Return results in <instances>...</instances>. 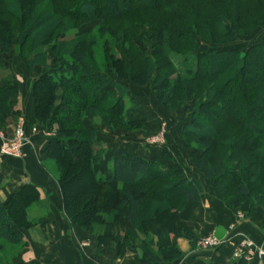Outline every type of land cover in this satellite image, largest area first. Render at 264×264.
<instances>
[{
  "label": "trees",
  "instance_id": "16d2710c",
  "mask_svg": "<svg viewBox=\"0 0 264 264\" xmlns=\"http://www.w3.org/2000/svg\"><path fill=\"white\" fill-rule=\"evenodd\" d=\"M42 1H49L46 11L32 17L34 7ZM52 20L57 29L52 26L35 35L40 46L59 39L70 25L93 20L102 23L97 34L72 41L58 68L32 82V122L46 130L57 125L45 159L65 169L57 183L71 227L89 230L103 223L105 215L112 221L122 217L132 230L121 241L113 239L121 246L130 244L136 233H146L145 220L153 218L159 254L165 260H175L181 254L165 239L177 230L165 227V223L188 203L200 202L204 193L201 183L186 176L173 159L169 169L124 153L111 159L107 177L95 173L94 167L106 151L98 147L95 128L82 126L83 119H98L112 136L120 120L125 124L121 128L142 129L133 120L134 99L101 74L103 69L142 85L151 74L150 87L157 98L163 101L170 96L178 104L176 109L194 98L189 123L182 132L193 137L200 149L194 161L196 171L213 181L228 209H238L247 200L249 215L257 208L264 209V39L243 51H201L199 45V40H204L224 46L264 26V0H34L23 12L18 46H26L33 33ZM61 23L66 26L62 28ZM147 23L153 37L146 29L141 31ZM154 37L159 42L147 49L144 41ZM191 59L192 66L181 73L180 63ZM16 95V86H0V127ZM164 156L171 160L168 154ZM74 170L81 174L75 179L83 177L81 187L69 177ZM37 200V190L30 184L5 203L0 200L1 242L25 245L21 232L12 228L35 225L27 219V211ZM184 234L194 246L197 237L187 231ZM154 255L148 250L143 263L160 264ZM6 261L0 252V264Z\"/></svg>",
  "mask_w": 264,
  "mask_h": 264
},
{
  "label": "crops",
  "instance_id": "0c3cea01",
  "mask_svg": "<svg viewBox=\"0 0 264 264\" xmlns=\"http://www.w3.org/2000/svg\"><path fill=\"white\" fill-rule=\"evenodd\" d=\"M18 105L12 111L24 113L31 122L34 117V102L29 98L24 106L22 98ZM45 132L46 134L34 136L33 148L27 151L22 160L0 156V200L3 203L27 184L35 186L38 193L37 202L27 211V219L35 222V225L29 229L13 227V231L21 232L25 244L24 251L13 264H144L143 259L148 257V250L155 254L154 259L160 264H256L255 259L250 262L234 261L232 254L244 237L250 238L257 249L264 250V209L257 208L249 215L250 202L247 200L240 208L231 210L218 197L206 194L205 190L200 202L188 203L180 212L172 213L165 223V227L177 230L171 231L165 239L181 254L175 260H165L159 254L155 239L157 224L153 218L145 220L146 233H136L130 244L121 246L110 238H114L117 233L124 235L131 232L132 226L125 219L107 223L99 234L71 227L63 214L58 186L40 164V161H46L45 149L53 137V132ZM124 140L104 135L101 131L96 136L98 147L106 151L104 159L94 167L97 175L107 177L111 159L124 153L136 154L169 169L173 163L165 158V153L182 163L164 147L150 148L143 141L128 143ZM194 172L189 176L198 180L199 173L196 170ZM237 215L243 218L238 220ZM232 224L236 227L230 233ZM184 231L196 237L212 233L219 240L228 239L214 252L199 251L191 244ZM98 236L105 237L107 243L101 244L100 239L97 241ZM145 237L149 242L152 241L151 247ZM81 243L86 245L81 248Z\"/></svg>",
  "mask_w": 264,
  "mask_h": 264
},
{
  "label": "rangeland",
  "instance_id": "374dc122",
  "mask_svg": "<svg viewBox=\"0 0 264 264\" xmlns=\"http://www.w3.org/2000/svg\"><path fill=\"white\" fill-rule=\"evenodd\" d=\"M30 1L33 2L34 0H4L0 2V43L3 50V52L0 54V86L12 84L17 87L16 98L10 100L9 108L7 110L8 116L4 117L5 123L2 127H0V136H2L1 138L5 139L9 144H12L15 138L16 130L21 125L30 142L24 148L23 152L25 156L27 155V151L33 148L34 136L46 134V128L35 126V123H33L32 121L30 122L24 113L15 112L16 115H13L10 113V111H12L13 108L19 106L18 104H20L22 98L24 101V106H26L29 102V98L31 102H34L32 94L33 80L39 75L49 73L58 68L62 63L63 58L69 51V47L73 43L72 41L84 36H91V34H97L102 25V23H100L98 20L88 21L78 25H74L73 23L69 22L73 25H70V28L65 29V31L60 34L59 39H54L49 44H43L42 46H40L35 35H37V32L44 31L46 28L49 29L52 26L53 30L57 29L58 24L55 22V20H52L48 24H45L41 28H39V30H37L35 33H33V36L28 39L26 46L20 47L17 44L18 34L22 28L21 25L23 24V12L27 5H29ZM47 5H49V1H42V3L37 4L33 9L32 17L40 16L39 14H43L47 9ZM120 8L121 7L118 6V9ZM9 10H12V14L9 12ZM3 23H6L8 25H5ZM60 25H62V28L64 27V25L66 26L65 23H61ZM145 29L148 32L146 33L152 36V27L148 23L141 27V31ZM9 34H11V36ZM262 39H264V26L253 30L249 35L239 37L235 42L229 43L224 46L212 44L204 40H199V45L201 51H208L209 48L218 50L238 49L243 51L250 45L255 44ZM156 42H159V39L157 37H154L153 41H144V43L147 45V49L152 48ZM116 55L119 57L118 54ZM180 64L181 65L179 66V71L183 73L184 69L192 66V59L189 62ZM100 72H102L101 74L108 76L115 82L116 85L120 86L123 90H126L129 97H132L134 99L136 115L133 117V120H135L136 123L142 125V128L144 127L148 129L127 130L124 129L125 127H120L125 126V124L122 123L123 121L120 120V122L118 121L119 123L117 124L118 129H116V131L113 133V137L123 138L125 139L124 141L128 143L143 141L150 148L164 147V149L169 150V154H173V156H175L177 160L182 162L178 163L175 160L183 168L184 174L186 176H189V174H194V170H196L194 161L200 156L201 152L198 146L195 144L194 138L190 135H187V133H184V131L182 132V127L189 123L188 111L193 108L196 100L194 98H191L185 103L184 106L176 109V106H178V104L175 100L171 99L170 96H167L163 101L157 98L154 91L150 87L151 74L148 75L149 81H147L146 84L142 85L133 83L129 79V77L120 78L115 72L110 74L106 69H103ZM115 119L119 118L115 117L114 120ZM82 126L84 128L94 127L96 130V136L100 133V131L104 135L112 136L110 135L112 133L109 131L108 127L100 123L98 119H95L94 121L83 119ZM33 129H36L35 134L31 133ZM47 131L53 133L57 132V125L53 124L52 126H49V128L47 127ZM151 142L155 143L149 144ZM169 156L171 160L174 159L172 155ZM40 162L41 166L50 174V176L55 180L58 186L57 180L61 179L62 173L65 169H59L53 164V162L49 160ZM66 166L68 165L66 164ZM80 175L76 174L74 170L70 172L69 177H71V179L73 178V182L74 184H76V186H78L79 184V186L81 187L83 186V177L75 179V177ZM197 178L198 181L201 182L204 190L206 191V194L212 195L214 197L216 196L220 200V196L217 193L214 183L211 179L203 177L200 173ZM223 193L224 195L228 194L229 196H231L232 194L229 191ZM105 217L106 219L103 218V223L97 224L91 227L89 230H83L79 227L78 228L83 231H92L96 234H99L102 232L103 227L107 223H117L123 219L122 217H120L117 218V220L112 221L109 220V217L107 215H105ZM67 222L69 223L68 220ZM122 236L123 235L117 233L114 238L117 241H121V239H123ZM205 236L206 235L197 236L196 241L197 239L203 238ZM98 239L101 240V244L107 243L104 238H100L98 236L97 241ZM145 241L147 242V244H149V247L153 245L152 241L149 242L148 238L146 237ZM85 245L86 243H81L79 246L82 248ZM195 247L200 251V248L197 247L196 243ZM24 249L25 245L12 246L0 241V252L4 253L7 258L5 264H13L14 262H16L17 257L24 251Z\"/></svg>",
  "mask_w": 264,
  "mask_h": 264
},
{
  "label": "built area",
  "instance_id": "2783aa9c",
  "mask_svg": "<svg viewBox=\"0 0 264 264\" xmlns=\"http://www.w3.org/2000/svg\"><path fill=\"white\" fill-rule=\"evenodd\" d=\"M31 133L35 134L36 129H33ZM1 137L2 136H0V156L17 160H22L25 157L23 151L25 146H27L30 142L21 125L16 130L15 138L12 144H9L5 139H2ZM153 143L155 142H151L149 144ZM237 218L238 220H240L243 217L241 215H237ZM235 227V224H232L230 226V233H232ZM227 239L219 240L213 234H208L203 238L197 239L196 245L200 248L201 251L214 252L222 245H224ZM263 257L264 250L261 248L257 249L253 241L248 237H244L241 240V242L235 247V250L232 254V260L234 261L250 262L251 260L255 259L256 264H262Z\"/></svg>",
  "mask_w": 264,
  "mask_h": 264
}]
</instances>
